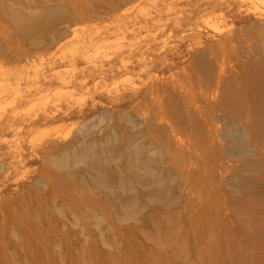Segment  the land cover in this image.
<instances>
[{
  "label": "rangeland",
  "instance_id": "obj_1",
  "mask_svg": "<svg viewBox=\"0 0 264 264\" xmlns=\"http://www.w3.org/2000/svg\"><path fill=\"white\" fill-rule=\"evenodd\" d=\"M244 81L264 0H0V264H264Z\"/></svg>",
  "mask_w": 264,
  "mask_h": 264
},
{
  "label": "bare ground",
  "instance_id": "obj_2",
  "mask_svg": "<svg viewBox=\"0 0 264 264\" xmlns=\"http://www.w3.org/2000/svg\"><path fill=\"white\" fill-rule=\"evenodd\" d=\"M224 69V68H223ZM229 70V69H228ZM221 73V72H220ZM247 81V80H246ZM212 82V81H211ZM245 82V81H244ZM243 83V82H242ZM241 83V84H242ZM257 85V84H256ZM255 84H251L250 82H245V84H243V85H239L240 86V88H239V92L242 94V96H241V100H239V101H234V105H235V108L234 107H229V108H226V106H223L224 107V109H223V115H224V118H226V119H229V122L230 121H232L233 123H237V125H239V126H241V125H243L244 126V128L243 127H241V128H243L244 129V133L245 134H243V135H240V138H239V142H235V143H233L231 146H230V149L231 150H229L228 149V155L230 156V159H231V157L232 158H236V157H238V156H240V155H243V154H248V145L246 146L245 145V135L246 136H248V137H251L252 135H253V133H252V131H251V123L252 122H250V120H251V114H250V116H249V113L252 111V108H254V107H259V106H263L264 105V102H263V99L262 98H260V97H258V96H256V97H250V96H248V93L250 92V90H254V91H256V92H259V91H261V90H263L264 89V83H262L261 85H259V86H256ZM221 87V86H220ZM195 88V87H194ZM218 89V88H217ZM223 89V88H222ZM221 90V89H220ZM232 90V89H231ZM217 92H218V94L219 95H221L220 94V92L217 90ZM228 92V91H227ZM217 94V95H218ZM227 94V93H226ZM201 95H203V94H201ZM219 95L218 96H216V97H219ZM203 96H205V95H203ZM207 96H205L204 98H205V101H206V98ZM214 97V96H213ZM203 98V97H202ZM203 98V99H204ZM213 99V100H212ZM212 99H210V100H212V102L214 101V99L215 98H212ZM217 99V98H216ZM215 99V100H216ZM218 99H223V98H218ZM209 100V101H210ZM185 101V100H184ZM216 101H214V103H215ZM218 102H220V101H218ZM206 103H208L207 101H206ZM209 104H210V102H209ZM213 104V103H212ZM220 104V103H219ZM208 105V104H207ZM217 105V104H216ZM211 106V105H210ZM222 107V105H219V108H221ZM165 107V106H164ZM167 107V106H166ZM208 108H209V105L207 106ZM206 107V108H207ZM212 107V106H211ZM222 107V108H223ZM214 108V107H213ZM213 108H212V110H213ZM216 108H218V107H216ZM171 109V108H170ZM231 109V110H230ZM167 110H168V108H167ZM211 110V111H212ZM216 110V109H215ZM215 110H214V113H215ZM233 110V111H232ZM217 111H219V109H217L216 110V112ZM221 111V110H220ZM236 111V112H235ZM202 111H200L199 110V113H201ZM209 112H210V110H208V114L207 115H210L209 114ZM169 113V112H168ZM198 113V114H199ZM202 113H204V111L202 112ZM212 113V112H211ZM246 113H247V115H246ZM263 113V112H262ZM178 114V113H177ZM217 114V113H216ZM159 115V114H158ZM164 115V114H163ZM201 115V114H200ZM244 115H246V116H244ZM164 116H166L165 117V119H166V122H167V124H168V126H169V129L171 130V131H173L174 130V126H172L170 123H168L170 120H172L171 119V117L169 116V115H164ZM217 117V116H216ZM214 118V119H216V120H219L218 118ZM221 117V116H220ZM201 118H205V117H201L200 116V119ZM213 118V117H212ZM150 120V119H149ZM157 120H160V119H157ZM205 120V119H204ZM211 120V119H210ZM210 120H208V121H210ZM163 121V120H162ZM206 121V120H205ZM164 122V121H163ZM163 122H161V123H163ZM211 122V121H210ZM222 122V121H221ZM250 123V124H249ZM172 124H174V123H172ZM177 125V124H176ZM235 125V124H234ZM250 125V126H249ZM254 125V124H253ZM166 126V125H165ZM164 126V127H165ZM152 129V128H151ZM213 129H215V128H213ZM212 130V129H211ZM211 133L213 134V131H211ZM138 151V150H137ZM138 153V152H137ZM252 153V152H251ZM134 155V154H133ZM173 158L171 157V159H170V162H171V160H172ZM247 171V170H246ZM36 261H38L37 263H36V261H35V263L36 264H39V262H40V264H41V261H39L38 259H36V258H34ZM47 261V260H46ZM208 261L210 262V259H208ZM43 264H45V263H43Z\"/></svg>",
  "mask_w": 264,
  "mask_h": 264
}]
</instances>
